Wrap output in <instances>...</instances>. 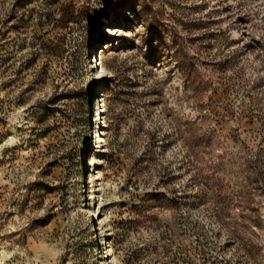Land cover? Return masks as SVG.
I'll return each instance as SVG.
<instances>
[{
  "label": "rangeland",
  "instance_id": "1",
  "mask_svg": "<svg viewBox=\"0 0 264 264\" xmlns=\"http://www.w3.org/2000/svg\"><path fill=\"white\" fill-rule=\"evenodd\" d=\"M0 264H264V0H0Z\"/></svg>",
  "mask_w": 264,
  "mask_h": 264
},
{
  "label": "bare ground",
  "instance_id": "2",
  "mask_svg": "<svg viewBox=\"0 0 264 264\" xmlns=\"http://www.w3.org/2000/svg\"><path fill=\"white\" fill-rule=\"evenodd\" d=\"M111 31V30H110ZM97 61L98 60H95L94 62L96 63V68L98 67V64L99 63H97ZM96 76L95 77H98V76H101L102 77V75H103V73H102V70H101V67L98 69V70H96ZM102 104V103H101ZM94 109L96 110H94L95 112H97V111H100L101 110V108H100V99L99 98H97L96 97V100H95V102H94ZM108 250L109 249H107V250H105V254H108L109 252H108Z\"/></svg>",
  "mask_w": 264,
  "mask_h": 264
},
{
  "label": "built area",
  "instance_id": "3",
  "mask_svg": "<svg viewBox=\"0 0 264 264\" xmlns=\"http://www.w3.org/2000/svg\"><path fill=\"white\" fill-rule=\"evenodd\" d=\"M129 188H130V189H133V186L131 185Z\"/></svg>",
  "mask_w": 264,
  "mask_h": 264
}]
</instances>
